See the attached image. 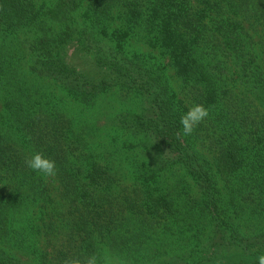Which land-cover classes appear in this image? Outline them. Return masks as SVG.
<instances>
[{
  "label": "trees",
  "instance_id": "obj_1",
  "mask_svg": "<svg viewBox=\"0 0 264 264\" xmlns=\"http://www.w3.org/2000/svg\"><path fill=\"white\" fill-rule=\"evenodd\" d=\"M0 105V264H259L264 0H0Z\"/></svg>",
  "mask_w": 264,
  "mask_h": 264
},
{
  "label": "clouds",
  "instance_id": "obj_2",
  "mask_svg": "<svg viewBox=\"0 0 264 264\" xmlns=\"http://www.w3.org/2000/svg\"><path fill=\"white\" fill-rule=\"evenodd\" d=\"M207 115V109L200 104L193 106L189 111L184 113L180 118V123L183 126V134H192L194 126L201 122ZM26 164L33 171L47 175L54 174L56 170V162L40 151H35L32 156L26 160ZM258 261L259 264H264V255L259 256ZM73 264H81V262L74 261ZM84 264H97V258L95 256L87 258Z\"/></svg>",
  "mask_w": 264,
  "mask_h": 264
},
{
  "label": "rangeland",
  "instance_id": "obj_3",
  "mask_svg": "<svg viewBox=\"0 0 264 264\" xmlns=\"http://www.w3.org/2000/svg\"><path fill=\"white\" fill-rule=\"evenodd\" d=\"M52 90L59 94L61 97H63V94L58 90V88L53 87ZM2 110V106L0 105V112ZM47 182L50 183L51 186V190L53 193V197H54V202H58V197H57V183H56V179L53 175L48 176V178H46ZM28 258V257H27ZM26 257H24V260L28 263V264H34L32 261L27 260ZM30 259V258H28ZM114 264H120L118 261H116Z\"/></svg>",
  "mask_w": 264,
  "mask_h": 264
}]
</instances>
